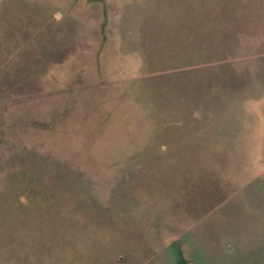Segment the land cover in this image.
<instances>
[{
	"label": "rangeland",
	"instance_id": "rangeland-1",
	"mask_svg": "<svg viewBox=\"0 0 264 264\" xmlns=\"http://www.w3.org/2000/svg\"><path fill=\"white\" fill-rule=\"evenodd\" d=\"M0 264H264V0H0Z\"/></svg>",
	"mask_w": 264,
	"mask_h": 264
}]
</instances>
